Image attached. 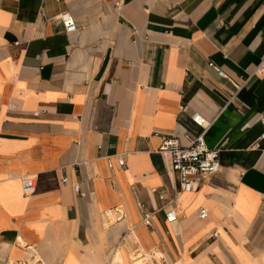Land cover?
<instances>
[{"label": "crops", "instance_id": "1", "mask_svg": "<svg viewBox=\"0 0 264 264\" xmlns=\"http://www.w3.org/2000/svg\"><path fill=\"white\" fill-rule=\"evenodd\" d=\"M263 60L264 0H0V264H264ZM200 135L177 192L156 150Z\"/></svg>", "mask_w": 264, "mask_h": 264}, {"label": "built area", "instance_id": "2", "mask_svg": "<svg viewBox=\"0 0 264 264\" xmlns=\"http://www.w3.org/2000/svg\"><path fill=\"white\" fill-rule=\"evenodd\" d=\"M59 19L62 23L64 33H71L75 30V25L72 18L67 13L60 14ZM219 77L225 78L223 72L212 64H208ZM253 75L264 77V60L254 68L252 71ZM34 116L37 112L32 113ZM191 121L197 126L202 127L204 125L203 120L197 114L190 115ZM263 117L261 121H263ZM167 164V172H169L175 179L177 186V192L186 193L189 192L194 184L204 183L208 178L216 174L219 169L218 162V149H209L205 146L202 136L196 137L191 140L189 144L185 147H181L179 142L174 137H164L156 150ZM107 166L110 167L109 157H105ZM115 164L117 167L122 168L124 166L123 155H117L114 157ZM62 183H65V178L61 179ZM19 186L22 195L27 196L34 190V179L31 177H21L19 179ZM73 193L81 195L79 192V186L73 184L71 186ZM155 194L156 199L159 201L163 200V195L161 192H156L152 190ZM167 221L172 222L175 219V214L172 209H167L164 212ZM197 217L199 219H204L206 217V212L204 209H199L197 212ZM141 223L145 227H150V214L143 213L141 218ZM215 237V234H212ZM134 264H149L153 262H159L161 260L160 255L155 252L140 253L135 252L133 254ZM38 258L35 254H31L29 261L23 264H38Z\"/></svg>", "mask_w": 264, "mask_h": 264}, {"label": "rangeland", "instance_id": "3", "mask_svg": "<svg viewBox=\"0 0 264 264\" xmlns=\"http://www.w3.org/2000/svg\"><path fill=\"white\" fill-rule=\"evenodd\" d=\"M116 262H117L118 264H123V262H122L121 260H119V259H118Z\"/></svg>", "mask_w": 264, "mask_h": 264}]
</instances>
